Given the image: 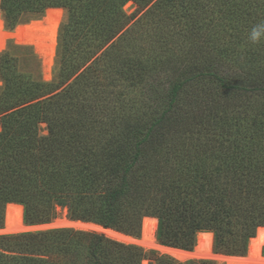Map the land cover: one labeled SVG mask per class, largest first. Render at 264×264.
<instances>
[{
    "label": "trees",
    "instance_id": "1",
    "mask_svg": "<svg viewBox=\"0 0 264 264\" xmlns=\"http://www.w3.org/2000/svg\"><path fill=\"white\" fill-rule=\"evenodd\" d=\"M130 2L145 11L136 21ZM59 9L60 81L79 58L85 69L56 93L33 47L4 50L12 37L3 21L14 31ZM0 11V229L9 204L23 206L31 226L52 223L62 209L134 237L148 217L164 246L192 252L210 233L216 253L248 255L264 228V40L248 39L264 22V0H1ZM20 29L38 46L51 34L48 24ZM24 49L34 75L22 71L16 54ZM145 259L216 264L72 229L0 237V264Z\"/></svg>",
    "mask_w": 264,
    "mask_h": 264
},
{
    "label": "rangeland",
    "instance_id": "2",
    "mask_svg": "<svg viewBox=\"0 0 264 264\" xmlns=\"http://www.w3.org/2000/svg\"><path fill=\"white\" fill-rule=\"evenodd\" d=\"M125 10L128 12L129 15L137 14L135 21L138 20L143 15V13L145 12V11L137 12L138 7L136 5H134L132 2L128 3L125 6ZM0 15L2 18L1 11H0ZM2 20H3V18H2ZM135 21H133V23ZM65 22H66V15H65V11L62 9L49 11L46 13V15L42 19L32 21L29 24L19 25L14 31H9V29H7V27L5 26V22L3 21L4 30L6 32H9L11 37H12L11 40H8L6 42L4 50H6L11 44L12 45L25 46L26 49H28V47H30V46L33 47L35 53L38 56V59L40 60V64H41L40 71L42 74V78L46 82L53 83V84L57 85L58 89H57L56 93L61 92L69 83H71L76 78V76L80 72H82L85 69L82 65L81 59L79 58V60H80L79 68L77 70H75L68 78H66L63 81H60V74H61V69H62V65H63V57H64V53H65V49H64L65 48V46H64V43H65V27H66L64 24ZM33 23H39L42 26V28L45 27L46 24H48V27H50V29H51V34L46 38V40L44 41L45 43H41L44 46H38V42L36 41L35 36L33 35L32 32L23 30L19 33V30H21L20 29L21 26L29 27ZM36 34L38 37H41L42 32L38 31V32H36ZM16 55L21 59L22 71L25 72L27 75H29V74L34 75L36 73V71L39 69L37 67L35 58L32 55H30V52L28 50L24 49L23 51L19 52ZM154 77L155 78H153L151 80V82H153V83H161L164 80V74L163 75H156ZM0 81H1V79H0ZM1 87H2V81H1L0 89H1ZM210 87L213 90H209L207 92L208 93H215L216 90L212 86H210ZM116 90H118V88ZM46 128H47V126L45 124L41 125V134H43V135L48 134ZM1 130L2 129L0 127V132H1ZM7 208H8V206H7ZM7 208H6V212H7ZM146 219H148V217L145 218L142 222V231H141L140 237L130 236V235H127L125 233H122V232H119L116 230H113V231H116V232L121 233V234L126 235V236H130L133 239H135V241H132L131 243H123V244L137 246V247L141 248L146 253L151 252V251H155V252H157V254L159 256H167V257H170L176 261H179V260L173 258L172 256L168 255V254H164L161 251H158L156 249H148L142 245L141 241L143 239V224H144V221ZM67 220L73 221L69 218L68 211L59 209V217L57 219H55L52 223L46 224V225L31 226V225L25 223L24 211H23V226L26 228H24L22 230V232H19L17 234H11L10 232L8 233L7 227H6V219H5V224H4L3 228L0 229V237L9 236V235H20V234H26V233H36V232L49 231V230H54V229H72V228L64 227L61 225V223L63 221H67ZM76 222H78V221H76ZM79 222H83V221H79ZM83 223H85V222H83ZM88 224H93V223H88ZM94 225H97V224H94ZM97 226H100V225H97ZM100 227H102V226H100ZM72 230L83 231V230H76V229H72ZM83 232L99 234V233L94 232V231H83ZM257 233H258V231H257ZM156 234H157V232H156ZM100 235H103V234H100ZM104 236L106 238H108L106 235H104ZM199 238H200V235L198 236L197 245H196L195 249L192 252L186 251V252L190 253L191 257L185 262H182V261H179V262L186 263L189 261L207 260V261L215 262L216 264H250L247 260H244V259L248 258L249 252H248V255L244 258L243 257L242 258L232 257V256H227V255L216 253L214 250V239H213V244H212L210 255H198L197 254V248L199 247ZM108 239H110V238H108ZM110 240H113V239H110ZM113 241H116V240H113ZM117 242H119V241H117ZM156 242H157V244L164 246L158 242L157 237H156ZM119 243H122V242H119ZM164 247H167V246H164ZM168 248H171V247H168ZM173 249H175V248H173ZM177 250H180V249H177ZM182 251H184V250H182ZM216 255L217 256H224L225 258L218 259V258H216L217 257ZM260 258L262 260L264 259V246L261 249ZM145 263L151 264V261L148 259H145L142 262V264H145Z\"/></svg>",
    "mask_w": 264,
    "mask_h": 264
},
{
    "label": "bare ground",
    "instance_id": "3",
    "mask_svg": "<svg viewBox=\"0 0 264 264\" xmlns=\"http://www.w3.org/2000/svg\"><path fill=\"white\" fill-rule=\"evenodd\" d=\"M23 206L17 204H10L7 208L6 213V227L7 232L11 234H17L22 232L26 227L23 226ZM64 227H69L76 230L83 231H94L99 234L106 235L108 238L122 242V243H131L135 241L130 236L123 235L111 229H105L103 227L88 224L83 222L76 221H63L61 223ZM158 228V220L155 218H148L144 221L143 224V239L141 241L142 245L148 249H156L161 251L164 254H168L173 258L185 262L191 256L190 253L182 250H177L173 248H168L157 244L156 242V232ZM213 244V234L202 233L199 238V247L197 248L198 255H210L211 248ZM264 246V228L258 229L257 237L251 240L249 246V256L244 259L247 260L250 264H264V259L260 258L261 249ZM217 256V255H216ZM216 258L222 259L224 256H217ZM242 258V257H240ZM147 264V263H145Z\"/></svg>",
    "mask_w": 264,
    "mask_h": 264
},
{
    "label": "clouds",
    "instance_id": "4",
    "mask_svg": "<svg viewBox=\"0 0 264 264\" xmlns=\"http://www.w3.org/2000/svg\"><path fill=\"white\" fill-rule=\"evenodd\" d=\"M248 39L252 44H258L264 40V22L256 24L251 29Z\"/></svg>",
    "mask_w": 264,
    "mask_h": 264
},
{
    "label": "water",
    "instance_id": "5",
    "mask_svg": "<svg viewBox=\"0 0 264 264\" xmlns=\"http://www.w3.org/2000/svg\"><path fill=\"white\" fill-rule=\"evenodd\" d=\"M7 213V212H6ZM258 234V233H257ZM257 236V235H256ZM256 238V237H255ZM254 239V238H253ZM251 242V241H250ZM244 258V257H243Z\"/></svg>",
    "mask_w": 264,
    "mask_h": 264
}]
</instances>
